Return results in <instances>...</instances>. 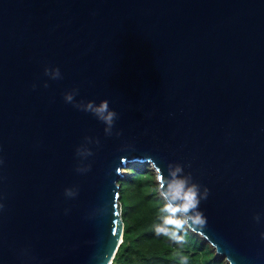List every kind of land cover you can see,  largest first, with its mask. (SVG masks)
Segmentation results:
<instances>
[{
    "label": "water",
    "instance_id": "95a60500",
    "mask_svg": "<svg viewBox=\"0 0 264 264\" xmlns=\"http://www.w3.org/2000/svg\"><path fill=\"white\" fill-rule=\"evenodd\" d=\"M132 163L183 165L210 190L191 231L264 264V0H0V264H111Z\"/></svg>",
    "mask_w": 264,
    "mask_h": 264
},
{
    "label": "trees",
    "instance_id": "16d2710c",
    "mask_svg": "<svg viewBox=\"0 0 264 264\" xmlns=\"http://www.w3.org/2000/svg\"><path fill=\"white\" fill-rule=\"evenodd\" d=\"M119 180L124 224L122 242L111 264H227L224 257L199 234L189 230L183 245L157 236L154 227L165 213L160 209L156 174L147 163H132Z\"/></svg>",
    "mask_w": 264,
    "mask_h": 264
},
{
    "label": "clouds",
    "instance_id": "9594fccd",
    "mask_svg": "<svg viewBox=\"0 0 264 264\" xmlns=\"http://www.w3.org/2000/svg\"><path fill=\"white\" fill-rule=\"evenodd\" d=\"M45 75L51 79L56 80L61 78L60 69L45 68ZM45 83V87H47ZM79 90L74 89L65 94V102L72 103L74 107L81 111L90 112L99 121L106 125L104 131L106 135L113 134V127L118 118L116 111L110 108L108 100H102L99 104L95 101L75 102V96L78 95ZM116 135H121L117 132ZM91 142V138H86ZM97 144L99 140L95 141ZM77 155L81 157H88L93 155L91 149L81 146L77 149ZM168 174L164 175L163 170L155 164L156 180L159 188V197L164 202L163 207L160 209L163 215L160 222L154 227L157 236L167 237L171 242L176 245H183L185 243V236L189 230L195 228L203 229L207 226V217L200 209V204L206 200L210 194L207 187L201 191V185L193 182L191 173L185 174L184 166L176 163H169ZM91 165L86 167H78V172L90 171ZM65 194L69 197H74L77 194L76 190L66 189ZM3 204H0V209ZM254 219L259 222L260 216L256 215ZM264 238V233H261ZM182 264H187V259L182 258Z\"/></svg>",
    "mask_w": 264,
    "mask_h": 264
},
{
    "label": "rangeland",
    "instance_id": "374dc122",
    "mask_svg": "<svg viewBox=\"0 0 264 264\" xmlns=\"http://www.w3.org/2000/svg\"><path fill=\"white\" fill-rule=\"evenodd\" d=\"M148 165L151 167V169L154 171V169L152 168V165L148 163ZM155 172V171H154ZM124 174L126 175V173L124 172ZM156 174V173H155Z\"/></svg>",
    "mask_w": 264,
    "mask_h": 264
}]
</instances>
